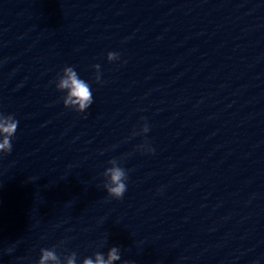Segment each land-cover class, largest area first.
Returning <instances> with one entry per match:
<instances>
[{
    "label": "clouds",
    "instance_id": "9594fccd",
    "mask_svg": "<svg viewBox=\"0 0 264 264\" xmlns=\"http://www.w3.org/2000/svg\"><path fill=\"white\" fill-rule=\"evenodd\" d=\"M120 54L117 52H108L107 60L114 62L119 60ZM95 69V82L102 83L100 65H93ZM56 89L65 93L61 98L65 108H71L77 113H84L93 104V93L87 81L82 79L72 66H65L62 73L58 74L56 80ZM19 121L15 119L13 114H4L0 112V154H10L13 150L12 140L17 132ZM150 128L144 123L140 129V133H148ZM133 132V135L140 134ZM145 148V145L138 146ZM147 152L152 153L154 149L148 147ZM111 167L105 169L103 176L105 177L104 188L109 197L120 200L127 191V170L120 166L119 161L111 159L108 161ZM63 242H61V245ZM61 245H55L52 248H41L40 256L37 264H77V253L69 252L67 255L61 256L57 253L56 248ZM12 249H8L11 252ZM121 260V249L119 247H111L106 255L103 252H96L93 256L86 257L82 260V264H115ZM124 264H128L127 261Z\"/></svg>",
    "mask_w": 264,
    "mask_h": 264
}]
</instances>
